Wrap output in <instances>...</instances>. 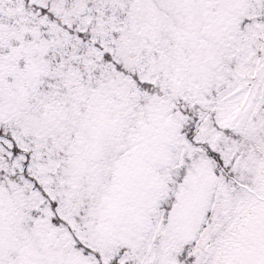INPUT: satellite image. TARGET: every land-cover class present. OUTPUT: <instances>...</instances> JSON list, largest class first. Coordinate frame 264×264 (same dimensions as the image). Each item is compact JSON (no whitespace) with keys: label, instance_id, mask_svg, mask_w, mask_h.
Listing matches in <instances>:
<instances>
[{"label":"snow or ice","instance_id":"1","mask_svg":"<svg viewBox=\"0 0 264 264\" xmlns=\"http://www.w3.org/2000/svg\"><path fill=\"white\" fill-rule=\"evenodd\" d=\"M0 264H264V0H0Z\"/></svg>","mask_w":264,"mask_h":264}]
</instances>
